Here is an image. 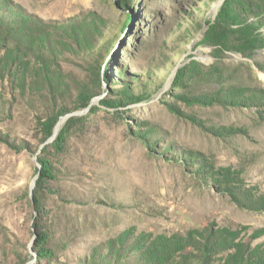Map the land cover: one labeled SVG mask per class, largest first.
Listing matches in <instances>:
<instances>
[{"label":"rangeland","instance_id":"obj_1","mask_svg":"<svg viewBox=\"0 0 264 264\" xmlns=\"http://www.w3.org/2000/svg\"><path fill=\"white\" fill-rule=\"evenodd\" d=\"M224 2L0 0V264H260L264 12L205 42Z\"/></svg>","mask_w":264,"mask_h":264},{"label":"trees","instance_id":"obj_2","mask_svg":"<svg viewBox=\"0 0 264 264\" xmlns=\"http://www.w3.org/2000/svg\"><path fill=\"white\" fill-rule=\"evenodd\" d=\"M132 2V0H120L121 4L129 5V3ZM248 12L250 15L259 14L261 12H264V0H225L223 6L221 7V10L218 13V16L216 18V21L209 26L208 32H206V36L204 38L205 42H209L211 44H217V45H224L226 43V35L227 32L233 29V25H240V33L242 35L244 32V27H249L250 30H255V27L252 23L248 21ZM264 22V18H262ZM6 20H3L2 22L6 24ZM127 23V22H125ZM124 23V24H125ZM122 26V28H125L126 26ZM254 41H257L258 38L256 36H253ZM199 62L194 61L190 65H184L181 68H179V73L177 75L178 80H181V83L186 75L196 74L198 69ZM101 70V64L99 63L98 66V73ZM181 84H179L180 86ZM55 90L59 91L63 88L62 80L60 78L55 81L54 84ZM97 94V92L91 90V88L88 85L82 84L79 88L78 92V98L80 101V105L82 107H88L90 105V102L92 98ZM135 95L131 92L125 91L124 99L123 100H117L119 103H127L129 101L135 100ZM184 99H186L188 102H199L200 100L197 99V97H189L187 95L183 96ZM176 106L171 104L170 109L173 111H177L175 108ZM62 113H65V111H61ZM57 125V117H53L48 121V131L47 136H50L53 133L54 127ZM64 128L58 135V139H62L64 134ZM51 171L48 169V167H45L41 173V179L38 180V184L40 185V182L47 176L50 175ZM46 234L44 232H41L39 235V238L36 240V243L38 244L40 249L44 248V243L46 241ZM206 258H208L205 255ZM261 259V260H260ZM260 264H264V256L260 257ZM236 264V263H234Z\"/></svg>","mask_w":264,"mask_h":264},{"label":"bare ground","instance_id":"obj_3","mask_svg":"<svg viewBox=\"0 0 264 264\" xmlns=\"http://www.w3.org/2000/svg\"><path fill=\"white\" fill-rule=\"evenodd\" d=\"M61 124H62V123L60 122V123L56 126V130H55L56 132L60 130V128H61Z\"/></svg>","mask_w":264,"mask_h":264},{"label":"water","instance_id":"obj_4","mask_svg":"<svg viewBox=\"0 0 264 264\" xmlns=\"http://www.w3.org/2000/svg\"><path fill=\"white\" fill-rule=\"evenodd\" d=\"M55 133H57V132H55Z\"/></svg>","mask_w":264,"mask_h":264}]
</instances>
